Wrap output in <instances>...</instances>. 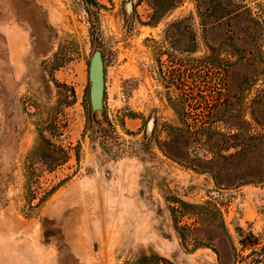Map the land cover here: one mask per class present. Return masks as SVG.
Wrapping results in <instances>:
<instances>
[{
	"label": "rangeland",
	"instance_id": "rangeland-1",
	"mask_svg": "<svg viewBox=\"0 0 264 264\" xmlns=\"http://www.w3.org/2000/svg\"><path fill=\"white\" fill-rule=\"evenodd\" d=\"M0 264H264V0H0Z\"/></svg>",
	"mask_w": 264,
	"mask_h": 264
},
{
	"label": "water",
	"instance_id": "water-1",
	"mask_svg": "<svg viewBox=\"0 0 264 264\" xmlns=\"http://www.w3.org/2000/svg\"><path fill=\"white\" fill-rule=\"evenodd\" d=\"M90 81H91V105L94 112L101 111L103 108L105 79H104V63L101 53L96 52L92 58L90 65Z\"/></svg>",
	"mask_w": 264,
	"mask_h": 264
}]
</instances>
